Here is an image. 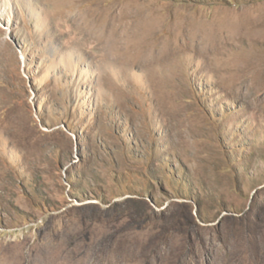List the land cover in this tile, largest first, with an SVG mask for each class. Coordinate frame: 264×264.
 Listing matches in <instances>:
<instances>
[{
    "label": "rangeland",
    "instance_id": "rangeland-1",
    "mask_svg": "<svg viewBox=\"0 0 264 264\" xmlns=\"http://www.w3.org/2000/svg\"><path fill=\"white\" fill-rule=\"evenodd\" d=\"M263 69L264 0H0V264H264Z\"/></svg>",
    "mask_w": 264,
    "mask_h": 264
},
{
    "label": "bare ground",
    "instance_id": "bare-ground-1",
    "mask_svg": "<svg viewBox=\"0 0 264 264\" xmlns=\"http://www.w3.org/2000/svg\"><path fill=\"white\" fill-rule=\"evenodd\" d=\"M155 28H156V26H154L153 24H149V25H148L147 27H145L144 29H141L140 32H142V36H144V37L146 38L148 35L150 36V34H152L153 29H155ZM186 33H187V35H188V34H189V35L194 34V36H195V34H196V32H195V33H194V31L191 32L190 30H186V29H184V27H183V29L181 30V35H185ZM192 36H193V35H192ZM145 38H144V39H145ZM144 39H142V40H144ZM190 39L192 40V37H191ZM142 40H141V41H142ZM173 44H174V43H173ZM201 45H202V44H201ZM214 45H215V44H214ZM214 45L211 44V46L209 45V47H207V48H208V49H214V50H215L216 45H215V47H213ZM172 50H173V49H172ZM162 53H163V52H161V55H163ZM260 58H261V57H260ZM245 60H247V59H245ZM254 60H256V57H255ZM254 60H252V63H254V62H253ZM261 61H262V60H261ZM244 62L246 63V61H244ZM261 63H263V62H261ZM146 65L149 66V64H147V63H146ZM242 66H243V65H242ZM247 66H248V64H247ZM250 66H251V65H250ZM250 66H249V67H250ZM244 67H245V65H244ZM258 67H259V66H258ZM237 68H238V67H237ZM239 68H240V67H239ZM242 68H243V67H242ZM242 68H241V69H242ZM261 68H262V67H261ZM263 70H264V69H263ZM260 72H261V71H260ZM252 73H253V72H252ZM259 75H261V74L259 73ZM239 78H242V76L239 77ZM248 78H250V76H249ZM252 78H253V77H252ZM256 78H257V77H256ZM259 78H260V77H259ZM234 79H236V78H234ZM257 79H258V78H257ZM257 79H256V80H257ZM247 81H248V80H247ZM252 81H253V80H252ZM260 81H261V80H260ZM240 82H241V81H240ZM240 82H239V84H240ZM242 82H243V81H242ZM253 82H254V81H253ZM250 83H251V81H250ZM255 83H256V82H255ZM255 83H254V84H255ZM242 84H243V83H242ZM255 85H256V84H255ZM258 85H259V84H258ZM258 85H257V86H258ZM260 86H261V84H260ZM260 86H258V89H260V88H259ZM262 86H263V85H262ZM253 89H254V88H253ZM258 89H257V90H258ZM255 90H256V88H255ZM257 90H256V91H257ZM260 90H261V89H260ZM258 91H259V90H258Z\"/></svg>",
    "mask_w": 264,
    "mask_h": 264
}]
</instances>
